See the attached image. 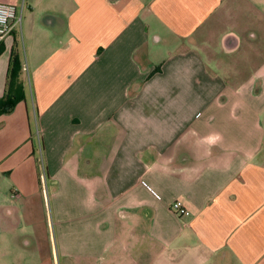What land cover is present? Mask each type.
Wrapping results in <instances>:
<instances>
[{"label":"crops","instance_id":"1","mask_svg":"<svg viewBox=\"0 0 264 264\" xmlns=\"http://www.w3.org/2000/svg\"><path fill=\"white\" fill-rule=\"evenodd\" d=\"M0 2V264H264V0Z\"/></svg>","mask_w":264,"mask_h":264},{"label":"trees","instance_id":"2","mask_svg":"<svg viewBox=\"0 0 264 264\" xmlns=\"http://www.w3.org/2000/svg\"><path fill=\"white\" fill-rule=\"evenodd\" d=\"M4 44L0 43V54L4 51ZM20 71H21V61L19 58V54L16 48L13 49L10 61V71H9V85L11 84L14 86L16 84L17 89V96H10L7 93L5 99L1 100L0 102V113L6 112L10 110L19 100L24 99V92L23 86L20 81Z\"/></svg>","mask_w":264,"mask_h":264},{"label":"built area","instance_id":"3","mask_svg":"<svg viewBox=\"0 0 264 264\" xmlns=\"http://www.w3.org/2000/svg\"><path fill=\"white\" fill-rule=\"evenodd\" d=\"M19 24H21V16H19L17 6L0 2V40L12 33ZM44 164L43 160L40 161L41 179L43 183L46 182V169ZM179 211L184 212L185 210L180 208Z\"/></svg>","mask_w":264,"mask_h":264},{"label":"rangeland","instance_id":"4","mask_svg":"<svg viewBox=\"0 0 264 264\" xmlns=\"http://www.w3.org/2000/svg\"><path fill=\"white\" fill-rule=\"evenodd\" d=\"M47 185H46V182L44 183V187H46Z\"/></svg>","mask_w":264,"mask_h":264}]
</instances>
